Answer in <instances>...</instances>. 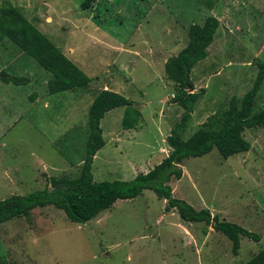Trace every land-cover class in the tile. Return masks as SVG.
<instances>
[{"label":"rangeland","instance_id":"obj_1","mask_svg":"<svg viewBox=\"0 0 264 264\" xmlns=\"http://www.w3.org/2000/svg\"><path fill=\"white\" fill-rule=\"evenodd\" d=\"M6 1L53 43L62 42L71 59L73 47L90 70L76 65L91 80L84 94L85 87L50 94L44 84L50 73L0 39V71L28 79L20 85L0 81V200L43 189L50 177L77 175L87 106L103 83L125 84L122 95L133 100L142 118L137 128L124 130L122 107L105 113L100 121L105 144L94 156L93 179L130 180L167 156L165 138L183 109L170 102L174 86L160 64L186 45L191 24L210 15L219 21L207 57L190 72L194 90L203 94L182 139L220 117L231 96L240 98L253 83L256 62L264 59V0H110L100 3L94 19L93 10L81 8L82 0ZM101 37L123 43L125 50L104 51ZM148 58L156 60L150 68ZM260 109L264 79L253 111ZM242 135L251 145L247 152L223 159L213 148L186 158L182 177L169 182L174 197L259 235L258 241L240 236L236 255L225 235L205 222L186 223L145 189L85 223L70 221L53 206L0 223V264H244L264 246V125Z\"/></svg>","mask_w":264,"mask_h":264},{"label":"trees","instance_id":"obj_2","mask_svg":"<svg viewBox=\"0 0 264 264\" xmlns=\"http://www.w3.org/2000/svg\"><path fill=\"white\" fill-rule=\"evenodd\" d=\"M100 1L82 0L81 8L94 11L91 19L99 18L95 12L100 3L110 0ZM218 27V19L211 15L207 16L202 24H191L186 31V45L177 54L169 56L164 63L165 77L174 86L170 102L183 109L179 120L165 138L170 148L167 156L148 171L139 172L130 180L93 179L91 166L94 156L105 144L100 126L105 113L117 107H124L121 118V128L124 130L137 128L142 118L141 112L129 98L116 91L101 89L87 110L85 154L77 175L73 178L50 177L48 185L43 189L24 195L12 194L1 199L0 223L27 216L34 208L45 206L62 210L72 222L85 223L110 208L117 200L132 199L143 190L149 189L158 198L165 200V210L173 209L181 220L205 222L213 230L225 235L231 241L233 255L238 253L240 236L258 241L260 238L257 233L237 223L221 220L206 208L197 210L185 200L174 197L169 184L172 179L178 180L182 177L181 165L186 158L203 156L213 148H216L223 159L236 153L247 152L251 145L243 137V131L264 125V109L253 111L255 98L264 79L263 59L256 62L257 71L253 83L240 98L231 96L228 108L220 117H211L188 138L182 139L194 107L203 94L202 90H194L190 72L195 64L207 57V48L213 42ZM4 38L10 40L52 75L47 82L50 94L88 85L89 76L40 32L19 7L6 0L0 5V39ZM0 81L20 85L28 79L0 71ZM244 264H264V246Z\"/></svg>","mask_w":264,"mask_h":264},{"label":"crops","instance_id":"obj_3","mask_svg":"<svg viewBox=\"0 0 264 264\" xmlns=\"http://www.w3.org/2000/svg\"><path fill=\"white\" fill-rule=\"evenodd\" d=\"M139 27H140V25H137L136 26V29L138 30L139 29ZM39 30V29H38ZM47 37L49 38V36L47 35ZM103 40H102V42H103V44H102V47H103V49H104V51H107V52H109L110 54H111V52H113L114 50H115V52H117L118 51V49H119V51H121V50H125L124 48H123V43L122 44H119V43H117V42H115V41H113V40H108V39H105L104 37H101ZM64 41V40H63ZM62 43V42H61ZM61 43H59V44H61ZM59 44H57L58 45V47L60 48V50H61V47H60V45ZM121 49V50H120ZM62 51V50H61ZM135 51V50H134ZM63 52V51H62ZM136 52V51H135ZM64 54H65V52H63ZM68 53L69 54H71L72 55V59L69 57V56H67L66 54V56L70 59V60H72L75 64H78V66H80V67H82V68H84V69H87V70H90V67H88L87 66V64H86V62H85V60H82V57H81V55L79 54L78 55V53H77V55H75V51H74V48L73 47H69L68 48ZM175 55V54H174ZM74 56V57H73ZM168 58V57H167ZM167 58H165V59H162L161 60V67H160V69H162V65H163V71H164V63H165V61H166V59ZM154 61H156V60H154V59H151L150 60V58H148V60H147V62H146V66H147V68H150L152 65H154L155 63H154ZM87 62H91V63H95L94 62V60H91L90 58H88V61ZM44 69V68H43ZM149 70V69H148ZM88 76V75H87ZM165 76V75H164ZM52 77V75L50 74V76H45V79H44V84L46 85V87H47V82H48V80L50 79ZM95 76H93V78H94ZM90 78V77H89ZM92 78V79H93ZM90 80H91V78H90ZM90 82V81H89ZM130 82V84L131 85H133V82H132V80H130L129 81ZM8 84V83H7ZM109 84H111V85H107L106 83H103L102 85H103V88L101 87L100 88V90L101 89H109V90H112V91H116V92H119V93H121V94H124L125 95V88H126V85L125 84H121L119 87L117 86V88H113L112 87V85H114L115 86V84L113 83L112 84V82H109ZM89 83H88V85L87 86H85V88H84V92H83V94L86 92V90L89 88ZM99 90V91H100ZM47 91H48V88H47ZM96 91V90H95ZM49 93V92H48ZM98 93V92H97ZM97 93H95V94H97ZM94 96V95H93ZM91 97V99L89 100V104H88V106H87V108L89 107V105H90V103L92 102V99L94 98V97ZM130 99V98H129ZM131 100V99H130ZM170 100V99H169ZM132 101V103H133V100H131ZM172 104H174V103H172ZM134 105V104H133ZM123 109H122V115H123V110H124V107H122ZM137 108V107H136ZM140 111V110H139ZM141 112V111H140ZM18 118V115H14L13 117H12V121L14 122L16 119ZM121 118H122V116H121ZM126 130H129V129H126ZM70 134V132H68L66 135H69ZM63 135H65V133H63ZM161 161V160H160ZM182 166V165H181ZM165 201V200H164ZM186 222V221H185ZM186 223H189V222H186ZM186 236V235H185ZM186 240H188L189 241V237L188 236H186V238H185Z\"/></svg>","mask_w":264,"mask_h":264}]
</instances>
